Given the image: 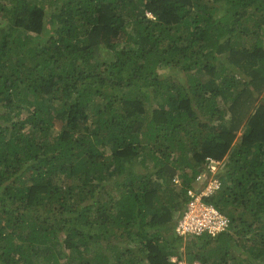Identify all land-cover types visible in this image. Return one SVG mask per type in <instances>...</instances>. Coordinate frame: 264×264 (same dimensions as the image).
Segmentation results:
<instances>
[{
  "label": "trees",
  "instance_id": "obj_1",
  "mask_svg": "<svg viewBox=\"0 0 264 264\" xmlns=\"http://www.w3.org/2000/svg\"><path fill=\"white\" fill-rule=\"evenodd\" d=\"M173 256L264 264V0H0V264Z\"/></svg>",
  "mask_w": 264,
  "mask_h": 264
},
{
  "label": "built area",
  "instance_id": "obj_2",
  "mask_svg": "<svg viewBox=\"0 0 264 264\" xmlns=\"http://www.w3.org/2000/svg\"><path fill=\"white\" fill-rule=\"evenodd\" d=\"M223 163L212 157H206L204 168L196 178L197 186L187 190V200L182 214L174 225L176 236L199 237L203 234L214 237L229 227V219L216 207L204 201L216 192L221 185L219 172ZM177 264H201L198 261L188 262L184 258L173 256Z\"/></svg>",
  "mask_w": 264,
  "mask_h": 264
}]
</instances>
